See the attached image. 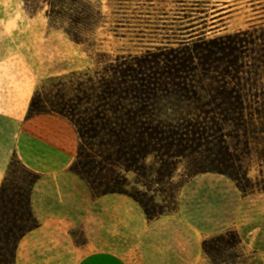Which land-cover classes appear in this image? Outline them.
<instances>
[{
    "label": "rangeland",
    "instance_id": "obj_1",
    "mask_svg": "<svg viewBox=\"0 0 264 264\" xmlns=\"http://www.w3.org/2000/svg\"><path fill=\"white\" fill-rule=\"evenodd\" d=\"M91 1L99 15L96 24L85 30L84 42L77 43L60 28L62 24L51 21L45 5L32 11L25 0H0V188L11 162L15 182L25 175L13 141L28 118L37 90L47 99H54L61 90L58 82L80 79L79 73L103 71L116 56L160 55L183 48L179 40L188 39L190 33L213 37L264 25V0ZM196 111L193 101L167 96L159 101L156 113L175 123ZM192 117L188 121L195 123ZM205 120L200 119L201 123ZM205 122L221 131L219 136L225 139L234 159L232 170L247 175L248 191H242L231 177L219 172H202L188 179L187 160H175L172 210L159 222L145 226L132 249L126 246L129 241H119L125 246L119 252L128 264H160L144 262L142 257L155 260L165 254L173 261L177 258V262L168 264H264V124L247 131L244 124L237 126L219 117ZM199 144L203 146L199 148ZM193 146L202 152L196 155L198 160L208 161L203 155L214 159L224 144L220 146L214 140ZM98 161L95 172L99 170ZM146 162L154 165V156ZM123 173L129 179V188L146 191L133 172ZM160 188L153 184L148 191L151 203H165ZM228 230L236 231L241 242L234 248L215 243L214 256H209L203 250V241ZM19 264L34 263L23 259Z\"/></svg>",
    "mask_w": 264,
    "mask_h": 264
},
{
    "label": "trees",
    "instance_id": "obj_2",
    "mask_svg": "<svg viewBox=\"0 0 264 264\" xmlns=\"http://www.w3.org/2000/svg\"><path fill=\"white\" fill-rule=\"evenodd\" d=\"M25 4L32 11L45 5L51 21L62 24L60 28L77 43L84 42L85 30L96 24L99 15L91 0H25ZM179 41L183 48L160 55H119L103 71L79 73L80 79L67 82L60 79L61 90L54 99L37 90L29 106L28 117L55 114L75 127L79 150L71 169L95 196L128 195L142 206L149 219L172 210L173 167L180 158L188 162V179L202 172H219L231 177L242 191H248L247 175L232 170L234 159L225 139L219 136L221 131L205 121L219 117L237 126L244 124L247 131L264 124V25L213 37L190 33L188 39ZM167 96L193 101L196 114L175 123L158 117L159 101ZM189 116L196 122L190 123ZM200 119L206 120L201 123ZM214 140L220 146L224 144L218 152L222 156L209 149L215 158L203 155L208 161L198 160L196 155L202 152L193 144ZM202 146L199 144V148ZM150 155L155 159L152 166L146 162ZM97 160L99 170L95 172ZM21 166L25 175L20 182L12 178L11 162L0 188V264H15L19 242L39 226L31 206L38 175ZM123 171L133 172L146 191L129 188ZM153 184L161 187L163 205L148 200ZM240 242L238 233L228 230L205 239L203 250L213 257L215 243L234 248Z\"/></svg>",
    "mask_w": 264,
    "mask_h": 264
},
{
    "label": "crops",
    "instance_id": "obj_3",
    "mask_svg": "<svg viewBox=\"0 0 264 264\" xmlns=\"http://www.w3.org/2000/svg\"><path fill=\"white\" fill-rule=\"evenodd\" d=\"M13 150L21 164L38 175L31 206L39 222L19 242L15 264L23 259L34 264H128L119 252L125 248L119 241H129L126 246L132 249L145 226L162 220V216L149 219L128 195L92 193L71 169L79 137L72 123L61 116L26 118L15 135ZM142 258L148 263L177 262L167 254L155 260Z\"/></svg>",
    "mask_w": 264,
    "mask_h": 264
}]
</instances>
